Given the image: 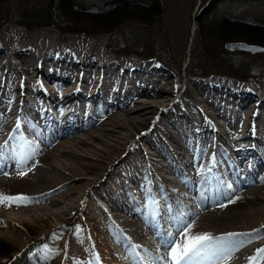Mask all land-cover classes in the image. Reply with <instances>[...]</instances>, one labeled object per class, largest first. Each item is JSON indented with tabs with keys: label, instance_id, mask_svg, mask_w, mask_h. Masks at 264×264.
I'll return each mask as SVG.
<instances>
[{
	"label": "bare ground",
	"instance_id": "6f19581e",
	"mask_svg": "<svg viewBox=\"0 0 264 264\" xmlns=\"http://www.w3.org/2000/svg\"><path fill=\"white\" fill-rule=\"evenodd\" d=\"M33 31L12 26L0 31L1 96L7 92L0 97V145L8 142L6 160L0 164V193L29 198L20 204H0V216L11 222L2 220L9 224L2 236L19 239L16 248L24 253H18V259L26 256L19 264H171L170 245L166 247L162 238L183 239L177 233L181 218L194 221L193 234L218 239L239 234L220 241L219 259L210 255L201 264H252L251 258L264 249V234L258 236L264 232V164L259 166L264 159V114L251 105H264V81L235 84L211 77L181 87L162 76L153 61L114 59L101 39ZM29 94L46 104L37 109ZM75 105L79 111L68 112ZM48 106L59 108L58 115H52ZM93 109L98 114L91 113ZM190 116L195 124L187 127L182 118ZM153 135L167 150L149 140ZM145 141L159 157L180 155L185 171L177 169V174L193 192L190 201L185 200L182 185L170 177V169L156 156L147 152L143 156L139 145ZM12 148L34 154L26 165H17L7 159ZM20 169L27 174L20 175ZM230 175L233 179L228 181ZM147 177L151 183H146ZM123 179L135 185L125 197ZM155 188L169 193L166 203L158 199ZM136 190L144 197L138 198ZM93 193L100 199L96 203L90 202ZM101 201L108 210L101 209ZM170 208L175 209L172 218L167 215ZM188 210L190 214L184 215ZM73 215L84 233L73 234ZM26 221L44 223V235L36 241L68 234L53 252L30 254L40 248L37 242L12 225L22 227ZM169 227L174 231L168 233ZM255 230L259 234L247 235ZM93 237L103 252L93 245ZM149 254L150 263L144 258ZM257 264H264V259Z\"/></svg>",
	"mask_w": 264,
	"mask_h": 264
},
{
	"label": "rangeland",
	"instance_id": "374dc122",
	"mask_svg": "<svg viewBox=\"0 0 264 264\" xmlns=\"http://www.w3.org/2000/svg\"><path fill=\"white\" fill-rule=\"evenodd\" d=\"M84 1L89 2V1H100V0H84ZM161 2L163 5L162 16L160 17V19L156 20V22L153 23L152 26H145L143 24H138L137 22H130V23H127L126 25L121 26L120 28L116 29L112 34H106V33L89 34V33L84 32V30L79 26H75V29L71 30V31L61 30V29H58V28H55L52 26H49V27L29 26L26 24H16V23L12 22L11 20H9L7 23L0 26V31L4 27L12 26L13 28L21 29L24 32H26L27 30L34 32L33 30L41 31V30L45 29V31L47 30L46 32L48 34L59 33L62 36H65L68 34H71V35H80L81 34V35L92 37V39H94V40L101 39V40H103V41H101L102 46L105 44L106 50L108 51V53H110L114 57V59H120V58H125V57H134V58L141 60L142 62L153 61L154 63H156L157 71H159L162 74V76H164V77L169 76L168 78H172L176 83L179 82V85H181V87H184L185 83L190 84V82H192V81L199 82L203 79H207V78H211V77H222V78H227L228 80L231 79L230 81H232V82L235 81L234 82L235 84L244 83L250 79L251 80H262V81H264V54L251 55L249 53H242V52H227L222 47L223 44L227 41L223 42V41L216 40V39L206 40L205 43L207 46V48H206L207 53H205L203 51V44L201 42L200 35L198 33L199 26L195 20V13H196L197 6H198L200 0H161ZM244 4H241L239 6V10L241 9L240 13L246 15L248 18H256L257 17V18H260L261 20L264 21V5H261L257 2V4H255V3L249 4V5L245 4V6L247 8H244V6H243ZM228 5L229 4H227V3H224L223 5L222 4L219 5L220 8L217 9L216 13L220 14L221 11L229 9ZM260 6H262V7H260ZM18 10H19V7L17 6V2L13 1V3L11 4V7H10V11L11 12H17ZM123 28H125V32L130 35L129 40H127V43H126V44H128L127 50L129 52V54L128 55H121L122 56L121 57V56L115 55L111 51V49L109 48V44L111 42V37L113 35L121 32V30ZM121 33L119 35H121ZM140 44L147 45L151 49V52H153L155 57L152 59H149L142 54L139 55V54L134 53V51H136L137 53L142 52V51H139V49H143L146 52V50H145L146 47L145 48L139 47ZM0 57H1V53H0ZM193 61H195V63H196L195 65L198 68H201V69L204 68L206 70L209 69V70H213V71H220V72H222L221 73L222 76L221 75L215 76L214 74H211V73H210L211 74L210 76H204L201 78L191 76L190 74H188L187 64H188V62H193ZM226 64L230 65L231 71L233 69H235L236 67L242 68V69L243 68H250L251 70L248 72L249 73L251 72L252 74L253 73H256V74H254L255 76H250V77L246 78L244 81H241V80H238L235 78H231V77L225 75V72L223 70L224 68L220 69L221 66H225ZM186 67H187V69H186ZM259 69H261V73L257 72ZM208 93H209L208 90L204 91V94H208ZM1 94H2V92L0 91V97L4 98L5 94H7V92L3 93V96H1ZM28 99H30L29 101L33 102L34 103L33 105H35V107L39 110H40V107H42V104H46V103H41L39 100H37L34 94H31V95L29 94ZM215 99L218 100L219 98L215 97ZM248 101H247L248 102L247 105H251L252 100H248ZM221 103L223 105H226L223 100L221 101ZM23 106H26V103H23ZM252 106L254 107V109H256L259 112H261L262 114H264V105H262V108H260L258 105H254V104H252L251 107ZM68 109L70 110L68 112L71 113L74 110L79 111L80 108H78V106L75 105V106H70ZM29 110L32 112L33 115H38L36 110L30 109V108H29ZM63 110H66V108H64ZM48 111L52 112L51 113L52 115L53 114L58 115V113L60 112V109L59 108L57 109L55 107H52L50 109L48 106ZM91 113L98 114V111L96 109H93L91 111ZM69 119H71V118H68V120ZM182 120H183L182 124H184L187 127L189 125L195 124V123H193L194 118H192L191 116L188 117L187 120H185V118H182ZM171 130H174V129L171 128ZM147 132H149V130ZM149 140L153 141V143L156 144L162 151L167 150L166 147L162 144V142H160L158 140V138L156 136H154V135L151 136V138ZM219 141L220 140H218V146L220 143ZM139 146L141 147V148H139V150L141 151L143 156H144V152L145 153L147 152L148 156H151V157L156 156L158 158L157 160L159 161V163L162 162L161 164L166 166V168L168 170L169 169L171 170L170 171L171 173L169 172L170 177L174 178L176 180V182L181 184L182 189L188 195V197L186 196L187 198L182 197V196H179V197L182 199L185 198V200L190 201L191 196H193V192L191 189H189L188 187L183 185V183L179 179V175L177 174L179 171L177 169L182 168V170H183L185 167V165L179 159L180 155L174 153V157L172 154V157H169V159H164L163 157H159V155L149 145L148 142H146V141L141 142ZM224 152L227 154L225 147H224ZM263 162H264V159L262 162L259 163V166H260V164H264ZM148 164H149V162L146 163L145 166H147ZM184 171H185V169H184ZM231 179H233L232 175H230L227 178L228 181L229 180L231 181ZM249 179H250V177H248V175H247L246 180H249ZM123 180H124V182H121V185H120V188H122L123 191H121V189H120V191L122 192L121 196L125 197L124 195L128 196L131 193H133L132 191H133V189H135V185H134V182H132L131 180H128V179H123ZM139 180L145 181V179H143V177H141V176H140ZM148 182H150V183L152 182V179L150 177H147V179H146V183H148ZM154 186H155V184H154ZM154 190L156 191L155 194H157L158 199H161L162 203H163V201L165 202L167 196L169 197V193L168 192L166 193V191H165V193L161 192L162 190L160 191V189H158V188H155ZM136 192H137L138 198L144 197L143 194L139 190H136ZM166 194H167V196L165 197ZM96 196L97 195H95V193H93V198H91V199L89 198L90 202H95V203L98 202L100 199L98 198V196L97 197ZM156 201H157V198H156ZM125 202L128 205L130 204V202H128L127 200ZM101 203L103 204L102 205L103 207L101 206V209H105V210L109 209L108 205L105 202L101 201ZM162 203H160V205H162ZM190 205H192V204H190ZM179 206L184 207L183 202H181V204ZM192 206H193L192 207L193 209H196L198 207L197 204H194ZM164 207L168 208L169 206L165 205ZM166 210H167V215L169 216V218H172L171 212L174 213L175 209L170 208V210H168V209H166ZM179 210H180V208H179ZM80 212H82V211H80ZM190 212L191 211L188 210L186 213H184V215L188 216L190 214ZM129 218L133 219V216H132V218H131V216H129ZM76 219H77V215H75V216L73 215L70 219V227H72L74 229L73 234H76L77 232L84 233L85 230L77 227L78 226V220H76ZM2 220H5V218L0 216V242H2V245L6 246V248L3 250L0 249V264H19V263H21V261H24L26 259V256L23 257L21 261L18 259V253H24L23 251L20 252V247L16 248L17 247L16 243L19 241V239L17 240V242H14V241L10 240L9 238H7V237L4 238L2 236V234L8 229L7 227L9 226V224L2 222ZM5 221L10 222L9 220H5ZM12 225L23 236L27 237V240H29V241L30 240L36 241L38 238H41L44 235L43 232H45L43 227H42L44 225V223H42V222H33L32 223V222L26 221V222H24V225L22 227H19L16 224H12ZM173 231H174V229L169 227L168 233H171ZM168 233H167V235H168ZM67 234L68 233L50 234L49 236L45 237L44 239H39L38 241H36L37 242L36 245L39 246L40 248L31 249L32 251H30V254H32L34 251H37V250L43 251V253L46 251L47 252H53L57 248L56 245H59V242L61 240H64L66 238ZM263 234H264V232L260 233V235H258V236H262ZM54 239L56 241L55 243H54ZM166 240H168V239H166ZM234 242L235 241H233L232 243L234 245H236L237 243H234ZM239 242L242 244L250 243L249 240L247 242V240H244V239L243 240L240 239ZM86 243L88 246H90V241L86 240ZM92 243L96 248L98 247L97 249H99V250L101 249L100 246L97 245L96 238L93 237ZM233 244H231L232 245L231 249L234 246ZM230 246H229V248H230ZM127 247L129 248V246H127ZM76 248H78V247L76 246ZM101 251L102 250H100V252ZM115 251L117 253H119V251H117V250H115ZM80 253L82 255L85 254L84 250H82ZM229 253H230V250L228 251V253H223V254H224V256H227ZM151 254L152 255L155 254L154 257L158 256V253L151 252ZM152 255H150V256L146 255V257H144V258L148 259V257H149V259H148L149 261L147 259L146 260L149 263L153 262V259L151 258ZM217 255H216V260L220 258V255H218V256ZM122 257L124 258V255H123L122 251H120L118 258L122 259ZM125 264H128V263L126 262Z\"/></svg>",
	"mask_w": 264,
	"mask_h": 264
},
{
	"label": "trees",
	"instance_id": "16d2710c",
	"mask_svg": "<svg viewBox=\"0 0 264 264\" xmlns=\"http://www.w3.org/2000/svg\"><path fill=\"white\" fill-rule=\"evenodd\" d=\"M13 1H16L19 7L17 12L10 11ZM257 2L264 5V0H200L195 20L199 26L198 33L203 44V51L207 53L205 41L210 39L223 42L244 41L264 46V21L257 17L248 18L240 13L241 9L239 10L241 4L249 5L257 4ZM224 3L229 4V9L221 11L220 14L216 13L217 9L220 8L219 5ZM245 4L243 6L247 8ZM162 12L161 0H100L89 2L84 0H0V26L11 20L16 24L29 26H52L69 31L74 30L75 26H79L89 34H112L116 29L130 22L152 26L156 20L160 19ZM121 32L113 35L109 44L111 51L118 56L129 54L126 43L130 35L125 32V28ZM120 33L121 35H119ZM139 47H146V52L139 49L142 52L134 51V53L142 54L149 59L155 57L147 45L140 44ZM195 64V61L187 64L188 74L191 76L204 77L211 74L221 75L222 73L201 69ZM220 69L224 70L226 76L241 81L256 74L249 73L250 68L236 67L231 71L229 64L221 66ZM257 72L261 73V69ZM5 248L6 246L0 242V249Z\"/></svg>",
	"mask_w": 264,
	"mask_h": 264
},
{
	"label": "snow or ice",
	"instance_id": "6c2138e0",
	"mask_svg": "<svg viewBox=\"0 0 264 264\" xmlns=\"http://www.w3.org/2000/svg\"><path fill=\"white\" fill-rule=\"evenodd\" d=\"M237 47H247L246 45H237ZM264 51V49H261ZM20 128V124L17 123L16 129ZM12 139V137H10ZM27 144V142H25ZM23 148V146H21ZM8 150V142L6 141L4 145H0V164L5 162V152ZM31 151H17L16 148H12L7 159H11L17 165H26L28 160L33 155ZM7 174V173H5ZM20 175H26V169L19 170ZM28 197L23 195L18 196H8L0 193V204H20L28 201ZM155 203V201H154ZM182 227L177 228V233L183 238L181 241H177L174 238L164 241L165 246L169 247L167 258L170 260L171 264H201V262L210 255L219 254L220 249L217 245L220 241H231V239L239 234L229 233L225 237L216 238L208 233L203 234H193V222L184 221L181 218ZM259 234V230H255L254 233H249L247 235ZM171 237V234H169ZM227 247V245H225ZM260 259H264V249H259L257 254L251 258L252 264H257Z\"/></svg>",
	"mask_w": 264,
	"mask_h": 264
},
{
	"label": "water",
	"instance_id": "95a60500",
	"mask_svg": "<svg viewBox=\"0 0 264 264\" xmlns=\"http://www.w3.org/2000/svg\"><path fill=\"white\" fill-rule=\"evenodd\" d=\"M237 45H246L247 47H237ZM222 47L227 52H242L249 53L251 55L264 54V51H261V49H264V46L244 41L225 42Z\"/></svg>",
	"mask_w": 264,
	"mask_h": 264
}]
</instances>
